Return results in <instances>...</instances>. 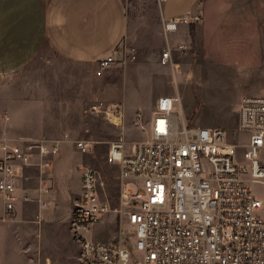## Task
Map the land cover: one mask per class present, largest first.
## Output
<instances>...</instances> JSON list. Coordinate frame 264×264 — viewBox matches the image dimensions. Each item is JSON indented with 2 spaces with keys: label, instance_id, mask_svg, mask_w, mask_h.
<instances>
[{
  "label": "rangeland",
  "instance_id": "obj_1",
  "mask_svg": "<svg viewBox=\"0 0 264 264\" xmlns=\"http://www.w3.org/2000/svg\"><path fill=\"white\" fill-rule=\"evenodd\" d=\"M123 1L127 32L121 47L137 49L134 62L102 70L97 63L70 62L45 48L25 68L0 75V144L4 139L59 141L55 160L64 161L61 167L55 166L49 207L40 208L33 201L25 204L19 216L0 222V264H80L70 233L72 210L81 191L77 183L80 166L99 173L100 197L111 208L100 222L103 225L94 228L95 236L107 239L109 221L117 236L119 216L114 210L119 206L120 171L118 165L107 162L109 149L122 140L131 150L147 138L142 127L148 125L156 97L178 96L190 124H204L201 116L213 127L227 129L235 143L247 141L246 134L235 133L238 105L244 95L264 94V47L244 53L236 51V46L196 43L197 29L193 40L186 28L191 40L186 43L188 49L173 52V64L162 66V53L177 41L163 32L162 1ZM228 1L229 6L251 13L249 32L257 30L264 38V0ZM179 7L173 0L162 4L165 12ZM237 25L239 21L227 23L223 38L216 41L229 43L235 35L230 31ZM110 113L120 115V123ZM77 141L87 142L90 152L82 153ZM261 160L264 163V149ZM63 176L65 188L59 184ZM125 186L136 193L132 182ZM255 190L263 200L264 186L256 185Z\"/></svg>",
  "mask_w": 264,
  "mask_h": 264
},
{
  "label": "built area",
  "instance_id": "obj_2",
  "mask_svg": "<svg viewBox=\"0 0 264 264\" xmlns=\"http://www.w3.org/2000/svg\"><path fill=\"white\" fill-rule=\"evenodd\" d=\"M202 19L198 7L164 20L163 32L176 34ZM187 49L179 40L162 53L160 64H173V52ZM137 56L136 48L119 47L98 65L105 70ZM181 106L178 96L158 98L142 127L148 135L144 141L131 150L122 140L111 144L107 162L120 171L114 210L120 227L113 241L91 238L111 208L100 197L99 173L79 167L81 191L70 233L80 248V264H264V199L255 190L264 186V94L240 100L235 133L247 135L244 144L235 143L224 128L190 124ZM75 144L82 153L90 152L87 142ZM0 151L2 220L12 219L18 205L34 201L49 207L59 141L4 139ZM128 181L136 185V193L126 188ZM25 182L35 183L34 196Z\"/></svg>",
  "mask_w": 264,
  "mask_h": 264
},
{
  "label": "crops",
  "instance_id": "obj_3",
  "mask_svg": "<svg viewBox=\"0 0 264 264\" xmlns=\"http://www.w3.org/2000/svg\"><path fill=\"white\" fill-rule=\"evenodd\" d=\"M170 1L165 0L162 4ZM173 3L180 6L174 12H165L161 4L162 20L184 15L201 7L203 23L200 26L196 24V43L201 41L212 46L216 43L221 46H236L239 47L236 51L244 53L249 49L251 52H256L264 47L261 33L257 30L249 32V29H252L251 13H246L242 7L235 8L232 4L229 6L228 0H173ZM232 21H239L234 31H230L235 34L231 37L232 40L229 43L221 39L219 42L216 41L220 37L223 38L227 23ZM246 22L249 24L246 25ZM186 28L190 27L183 26L178 33L170 37L174 41L177 40L176 43L179 40L189 43L191 40ZM126 32L127 12L123 0H0V75L25 68L45 48L70 62L98 64L107 54L121 47ZM221 50V52L231 51ZM158 98L160 97H156V101ZM199 121L204 124L195 123V125L213 127L212 122L204 121L201 116ZM225 130L229 133L227 129ZM55 159L53 173L56 164L59 167L64 164L61 159L59 162ZM80 181L79 175L77 181L79 188ZM65 182L67 180L63 176L59 180L62 188L66 187V184L63 187ZM23 185L30 187L29 190L34 196L35 183L25 182ZM24 208L25 205H18L14 216H19ZM4 217L5 207L0 201V222ZM111 223L109 221L105 224L108 237L101 242L115 240L116 235L112 232ZM99 225L103 224L97 226ZM95 235L97 233L94 231L91 238L100 241ZM78 250L80 252L79 246Z\"/></svg>",
  "mask_w": 264,
  "mask_h": 264
},
{
  "label": "bare ground",
  "instance_id": "obj_4",
  "mask_svg": "<svg viewBox=\"0 0 264 264\" xmlns=\"http://www.w3.org/2000/svg\"><path fill=\"white\" fill-rule=\"evenodd\" d=\"M112 106H114V105H112ZM112 109H113V107H112ZM115 112V111H114ZM109 117L113 120V121H115L116 123H120V121H121V116L120 115H116V114H114V113H110L109 114Z\"/></svg>",
  "mask_w": 264,
  "mask_h": 264
},
{
  "label": "trees",
  "instance_id": "obj_5",
  "mask_svg": "<svg viewBox=\"0 0 264 264\" xmlns=\"http://www.w3.org/2000/svg\"><path fill=\"white\" fill-rule=\"evenodd\" d=\"M190 35H191V38L194 40V37H195V32H196V24L192 23L190 24Z\"/></svg>",
  "mask_w": 264,
  "mask_h": 264
}]
</instances>
